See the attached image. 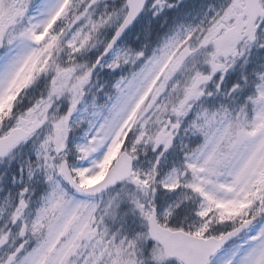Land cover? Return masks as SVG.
<instances>
[{
    "label": "snow or ice",
    "instance_id": "obj_1",
    "mask_svg": "<svg viewBox=\"0 0 264 264\" xmlns=\"http://www.w3.org/2000/svg\"><path fill=\"white\" fill-rule=\"evenodd\" d=\"M0 264H264V0H0Z\"/></svg>",
    "mask_w": 264,
    "mask_h": 264
}]
</instances>
